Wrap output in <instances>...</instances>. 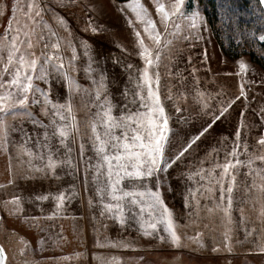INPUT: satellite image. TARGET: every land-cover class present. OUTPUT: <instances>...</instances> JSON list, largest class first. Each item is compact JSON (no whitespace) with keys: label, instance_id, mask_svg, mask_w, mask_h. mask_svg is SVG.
I'll list each match as a JSON object with an SVG mask.
<instances>
[{"label":"rangeland","instance_id":"374dc122","mask_svg":"<svg viewBox=\"0 0 264 264\" xmlns=\"http://www.w3.org/2000/svg\"><path fill=\"white\" fill-rule=\"evenodd\" d=\"M37 2L44 9L39 30L47 33L51 27L63 38L62 48L55 51L63 56L65 69L82 89H92L90 77L99 78L103 73L107 91L102 97L111 98L116 116L125 110V105L132 111L144 110L139 100L131 103V94L137 91L138 70L146 66L139 55L135 32L140 31L153 53L159 50L160 59L149 71L169 121L166 157H175L189 144L191 147L162 174L164 183L157 185L153 179L149 186L162 192L164 203L172 212V227L181 239L178 245L172 241L164 220H159L156 229L147 228L148 223L159 219V208L153 217L147 206L141 211L139 205L131 207L125 202L126 222L121 224L118 211L107 207L116 201L109 194L106 169L102 168L94 178L99 157L90 120L97 108L69 89L62 72L50 70L47 82L34 79L33 85L49 91L54 102L73 99L78 131L67 138V147L60 144L59 135H53L56 130L50 105L37 92L30 93L25 105H17L7 115V133L0 132V245L5 252V264H264V251L260 250L264 246V192L252 187L254 180L257 184L261 181L249 174L248 153L243 147L238 158L245 163L230 172H234L236 182L231 193L232 206L227 212V194L222 198L220 185L214 182L223 177L217 165L225 163L226 158L234 159L229 153L238 129L241 145L246 143L249 152L262 151L258 138L264 134V120L260 118L264 115V67L249 55L228 58L196 0H185V15L174 16L167 22L162 20L157 4L163 3L170 9L173 0H141L162 34L159 45L145 32L144 23L136 18L128 1ZM17 3L20 10L16 14L23 19L28 0H0V5L7 4L9 9ZM193 10L204 17L196 27H190L187 19ZM60 16L66 21L63 27L57 22ZM89 17L100 29L98 32L84 30L89 27ZM10 18L11 11L0 14V34L5 32ZM174 24L180 25L178 31ZM65 40L77 50L74 60L72 47ZM54 41L55 37L47 38L49 44ZM43 44L34 38L31 51L37 56L54 51ZM241 59L249 65L246 72L240 69ZM4 79L10 76L5 74ZM33 98L40 102H33ZM71 121L69 116L68 122ZM57 123H62L59 118ZM208 124L211 127L201 135ZM102 129L100 125L99 130ZM115 131L120 134L123 130ZM255 166L264 167V162L256 161ZM201 169L205 171L201 173ZM222 182L227 188L230 179L223 178ZM124 186L128 187L127 181ZM60 192L65 195L63 204L55 198ZM13 195L20 197V211H15L17 206L10 202ZM41 195L48 199H37ZM140 199L145 205L149 203L143 197ZM146 231L151 234L145 235ZM31 252L36 259H32Z\"/></svg>","mask_w":264,"mask_h":264},{"label":"snow or ice","instance_id":"6c2138e0","mask_svg":"<svg viewBox=\"0 0 264 264\" xmlns=\"http://www.w3.org/2000/svg\"><path fill=\"white\" fill-rule=\"evenodd\" d=\"M261 5H264V0H259ZM185 0H173L170 9H166L163 3L157 4V10L161 14L162 20L167 22L172 17H183L185 12L183 11ZM90 9L92 6H89ZM128 7L135 13L136 18L144 23V30L154 40L156 44H160L162 34L159 32L156 26V22L150 18V14L146 6L141 3V0H128ZM20 10L19 4L13 5L9 9L7 4L0 5V14L11 11V18L9 19L5 32L0 34V132L7 133L8 124L6 117L10 113V110L14 112L17 105H25L29 101V94L33 92L39 93L43 97V102L46 105H50L52 126L55 128L53 135H59L60 144L67 147V138L78 131V123L74 115V101L72 98L67 99L64 103L52 101L49 91L34 87L33 80L41 79L47 82L49 78L50 70H56L62 72L64 77L68 81V87L74 92L81 94L82 99L88 105L95 106L97 108L96 113L90 120V128L92 132V140L94 149L99 157L96 164V176L102 168L106 169V176L110 182V195L115 203L107 205L109 209H116L120 215V223L126 222L124 215L126 202L129 206L134 207L139 205V209L142 211L146 206L152 211L153 217L157 216L156 209L159 208V219L156 222H150L146 226L147 228L156 229L159 220H164L168 224V229L171 233V238L177 245L180 241V236L177 235L175 229L172 227V212L168 209L162 198V192L160 190H153L150 182L155 180L157 185L164 183L161 180L163 173L171 168L172 165L179 160L188 147L191 144L183 148L177 153L175 157H166V144L168 143L169 121L166 114V110L163 107L158 91L153 87V75L150 73L149 68L160 59V52L157 50L155 53L146 45L144 37L140 31H136L135 35L138 39L141 55L145 62V67L139 71V76L135 81L136 92L132 93L131 103L135 104L137 100L140 102V108L143 111L137 109L132 111L124 106V111L119 116L114 115L113 103L108 95L102 93L107 91L106 76L101 73L99 78L92 76L93 88H81L80 84L73 79L69 72L64 67V58L57 51L62 48V37L58 32L52 30L49 27L48 32L44 33L40 31V25L43 22L41 13L44 11L41 8L37 0H28L27 11L23 12V19L17 16V12ZM123 10V9H121ZM187 19L191 22L190 27H196L197 22H202L204 17L198 10H193ZM57 22L63 27L66 25L65 18L57 17ZM89 27L85 28V31L89 29L92 32H98L100 29L96 27L92 21V18H88ZM129 24H132V20L129 18ZM174 29L178 31L180 29L179 24H174ZM175 34V32L173 33ZM255 35V34H253ZM55 37V41L49 44L47 38ZM44 42L45 48H51L54 51L50 53H42L41 56H37L35 52L31 51L33 48V39ZM259 41H264V33L258 37ZM65 44L72 47L73 60L76 58V48L70 41H64ZM171 43V41H168ZM85 54H88V45L84 43ZM6 53V56H5ZM71 66L72 61H69ZM240 69L242 72H246L249 69V65L241 59L239 61ZM129 69L132 65H127ZM88 71H93L91 65L88 66ZM10 76V79L5 80L4 75ZM129 79H132L130 76ZM159 77L156 75V84L158 86ZM146 90V93H145ZM94 93V96H93ZM124 93L127 95L128 90L125 88ZM242 95L243 85H242ZM238 98V97H237ZM33 102L39 103L33 98ZM179 111V109H177ZM226 110V109H225ZM264 111V110H262ZM46 114H49V110L45 108ZM222 114V113H221ZM72 117L71 123L68 122V117ZM57 118L62 123H57ZM219 117H215L218 119ZM261 120H264L262 115ZM214 122V121H213ZM102 125V131L99 130V126ZM241 123V127H243ZM211 124H208L201 132H206ZM116 129H122L120 134H116ZM48 133H45L47 138ZM198 138V137H197ZM241 131L238 129L235 133L234 146L229 153L234 159H225V163L217 165L223 172L221 180L214 181L220 185V192L222 198H225L228 202V207L224 209L225 212L232 206V195L235 187L236 176L234 172L230 175V172L236 165L245 163L238 158L239 150L243 147L244 151L248 153L247 165L249 167V174L258 176L260 183L257 184L253 181L252 187L258 188L261 192H264V167H256V161L264 162V134L258 138V146L262 149L260 154L255 151L249 152V146L245 143H240ZM84 145L80 144L81 152H83ZM51 151V149H49ZM70 151V149H69ZM49 167L53 169L54 165L49 157ZM205 170L201 169L203 173ZM200 173H196L199 175ZM203 178V177H202ZM223 178H229L230 183L227 188L223 185ZM124 181L128 182V187L125 188ZM211 183V181H210ZM101 195L103 191L99 190ZM251 191V188H249ZM141 197L147 199L149 203L147 205L140 199ZM58 204H63L65 195L60 192L56 197ZM127 198V199H126ZM39 200L48 199L47 196H38ZM12 204L16 205L15 211H20V197L13 195L11 197ZM8 202L6 201V204ZM261 215H264V208L261 209ZM145 227V225H141ZM151 233L145 232V235ZM227 238V236H226ZM161 240L164 237H160ZM261 251H264V246L261 247ZM0 264H5V252L3 246L0 245Z\"/></svg>","mask_w":264,"mask_h":264},{"label":"trees","instance_id":"16d2710c","mask_svg":"<svg viewBox=\"0 0 264 264\" xmlns=\"http://www.w3.org/2000/svg\"><path fill=\"white\" fill-rule=\"evenodd\" d=\"M196 1L228 58L249 55L264 67V42L258 39L264 33V7L259 0Z\"/></svg>","mask_w":264,"mask_h":264},{"label":"crops","instance_id":"0c3cea01","mask_svg":"<svg viewBox=\"0 0 264 264\" xmlns=\"http://www.w3.org/2000/svg\"><path fill=\"white\" fill-rule=\"evenodd\" d=\"M81 1H83V0H75V2L77 3V2H81ZM85 2L86 1H91V0H84ZM263 7H264V5H263ZM0 210H1V212H2V209L0 208ZM40 211V210H39ZM32 214H34V212L33 213H31L30 214V216L32 215ZM0 216H1V214H0ZM48 217H52L53 219H54V217H53V215H47ZM31 232H32V234H33V229L31 228ZM31 256H32V259L34 260V259H36V257L34 256V255H32V252H31ZM35 257V258H34ZM40 258H38L37 260H39Z\"/></svg>","mask_w":264,"mask_h":264}]
</instances>
